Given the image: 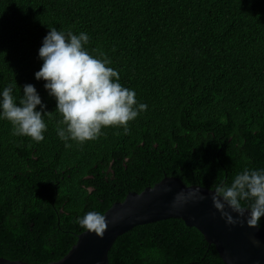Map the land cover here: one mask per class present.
<instances>
[{
    "label": "trees",
    "instance_id": "16d2710c",
    "mask_svg": "<svg viewBox=\"0 0 264 264\" xmlns=\"http://www.w3.org/2000/svg\"><path fill=\"white\" fill-rule=\"evenodd\" d=\"M85 32L148 107L123 128L79 145L57 135L56 100L37 81L49 28ZM33 84L47 105L45 139L13 136L0 120V257L61 259L130 191L164 176L214 189L264 168V0H0V91ZM39 110V106H37ZM264 229V217L261 220ZM109 264H225L181 219L136 225L116 238Z\"/></svg>",
    "mask_w": 264,
    "mask_h": 264
},
{
    "label": "clouds",
    "instance_id": "9594fccd",
    "mask_svg": "<svg viewBox=\"0 0 264 264\" xmlns=\"http://www.w3.org/2000/svg\"><path fill=\"white\" fill-rule=\"evenodd\" d=\"M49 29L38 51L43 63L35 79L43 80L44 89L56 100L55 111L62 117L58 137L66 147H71L68 141L83 145L98 139L103 135L102 129L108 127L123 128L128 134L129 122L136 120L148 106L137 101L133 89L120 83L119 72L109 66V59L98 58L88 51L87 33ZM14 88V84H9L0 91V120L10 122L13 136L28 137L37 143L43 141L47 131L44 120L49 113L47 105L33 84H25L19 98L13 94ZM211 192L214 208L228 225L243 226L244 220L231 214L237 213L246 219L249 227H261L264 168H245L235 175L230 185H216ZM189 196L206 198L198 189ZM76 222L82 229L99 236L108 226L106 217L96 211L86 213ZM253 243L259 246L260 241Z\"/></svg>",
    "mask_w": 264,
    "mask_h": 264
},
{
    "label": "water",
    "instance_id": "95a60500",
    "mask_svg": "<svg viewBox=\"0 0 264 264\" xmlns=\"http://www.w3.org/2000/svg\"><path fill=\"white\" fill-rule=\"evenodd\" d=\"M197 189L206 197L204 200L189 196ZM213 190L164 176L153 186L139 193L130 191L124 200L114 202L103 214L108 226L102 236L84 230L61 259L43 264H109L108 252L118 236L136 225L169 218L181 219L187 226L196 228L214 245L225 264H264V229L249 227L246 219L237 213L231 214L244 220L243 226L228 225L213 206ZM254 240L260 241L259 246ZM0 264L31 263L0 257Z\"/></svg>",
    "mask_w": 264,
    "mask_h": 264
}]
</instances>
